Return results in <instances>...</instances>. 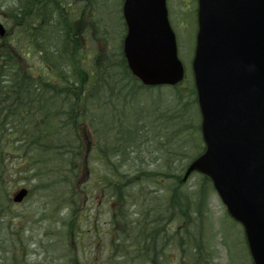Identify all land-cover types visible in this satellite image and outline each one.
<instances>
[{
    "label": "rangeland",
    "instance_id": "obj_1",
    "mask_svg": "<svg viewBox=\"0 0 264 264\" xmlns=\"http://www.w3.org/2000/svg\"><path fill=\"white\" fill-rule=\"evenodd\" d=\"M18 1L0 0V23L10 31L11 36L7 41L19 48L23 38L20 30L14 27L8 11L14 6L18 7ZM61 2L64 11L71 12L67 16L69 20L84 11L91 16L95 13L96 17L100 12L102 22L112 25V28L107 26L110 47L119 52L126 33L122 18L124 0ZM196 7L194 0H169L168 9L172 28L178 38L179 57L187 67V79L179 91L169 87L147 89L134 96L130 103L119 102L122 107H118L117 118L122 119L124 126L121 132L112 133L107 125L113 118L112 105L107 108V123L99 126L88 121V125L78 131L81 135L79 142L85 139L83 132H86L91 144L89 147L86 142L83 144L81 159L77 164L79 173L73 176L63 172L61 175L67 176V179L62 181L55 173L38 171L35 161L26 162L28 158H23V153L17 150L6 155L5 174L1 178L11 200L9 204L1 203V207L7 210L0 220V264H123L125 260L111 263L112 243L119 242L120 238L125 246H133L141 235L146 236V233L127 232V237H124L122 226L115 225L113 216L123 202H117L110 184L118 180L122 184L134 181L127 189L124 204L125 210L130 208L131 219L135 223L142 219V213L147 210L143 208L145 197L148 198L147 205L150 198L157 197L153 192L157 184L165 181L161 174L169 172L172 176L183 177L193 157L197 156L196 146H204L199 129L201 118L197 99L195 93H191V90H195L191 63L196 39ZM87 40L89 49L93 48L91 52L95 53L91 37L82 38L84 47ZM22 52L24 67L38 76L42 61L28 51L26 45L22 46ZM91 63L86 62L83 68L87 69ZM178 92L185 95L179 102L175 99ZM116 96L119 98L123 94ZM102 103H105V99ZM92 117L94 115L90 111L89 118ZM116 137L120 140L114 151L119 150L122 155L114 156L108 151L107 157H102L103 154L97 150L99 138L107 140L108 144L104 147L109 150ZM110 139L112 142H109ZM79 142L76 149L80 153ZM141 172L156 173L158 178L155 183L148 179L142 181L139 177ZM200 183H203V176L196 173L185 184V190L193 196ZM142 187L145 189L142 190ZM22 188L29 189L30 196L24 203L14 204L12 196ZM149 190H152L151 195L147 194ZM159 198L152 201L154 205L159 201L163 203L165 195L160 193ZM205 209L204 230L209 264H253L243 228L228 215L211 184ZM160 214L163 213L154 214V217ZM171 227L176 230L173 225H161V235L164 233L158 237L161 245L167 235L165 231ZM160 229L155 234L159 235ZM187 244V255L194 253V236L187 240Z\"/></svg>",
    "mask_w": 264,
    "mask_h": 264
},
{
    "label": "trees",
    "instance_id": "obj_2",
    "mask_svg": "<svg viewBox=\"0 0 264 264\" xmlns=\"http://www.w3.org/2000/svg\"><path fill=\"white\" fill-rule=\"evenodd\" d=\"M18 3V7L8 10L10 18L14 27L20 30L23 42L27 39L28 30L30 39L35 37L34 44L39 46L38 53L42 56L43 66L38 76L34 77L22 64L20 48L13 47L7 40L0 44V220L5 212L1 203L9 202L8 189L1 178L5 174L6 155L17 150L23 153V158H28L26 162L35 161L38 171L55 173L64 181L67 176L65 178L61 173L73 176L78 173L77 164L84 142L89 147V135L83 132L85 139L79 142L81 135L78 131L88 125V121L101 126L106 122L107 108L111 105L113 118L111 123H106L112 133L123 131V121L117 118L118 103L132 102L137 89H141L129 72L121 50L115 52L110 47V32L107 26L102 25L101 19L93 17L91 26L86 27L83 21L92 16H87L84 11L77 13L75 20L70 22L59 0H19ZM38 28H42L43 36H36ZM86 29L91 30L95 52L93 62L87 69L82 65L88 52L82 44V38L87 36ZM56 40L62 49H58ZM176 96L178 102L185 97L182 92ZM90 111L94 115L92 118H89ZM119 140L116 137L108 150L104 147L108 144L107 140L99 138L97 150L103 154L102 157H107L108 151L120 156L122 152L114 151ZM78 142L80 153L76 149ZM102 142L105 144L101 145ZM196 150L201 154L204 147L197 145ZM67 166L70 168L67 169ZM161 176L165 181L157 184L153 192L157 197L150 198L148 205V198L145 197V203L142 204L147 210L142 213V219L135 223L131 219L130 208L125 210L124 204L127 189L134 181L124 184L119 180L111 182L117 202H123L113 216L115 225L122 226L124 237H127V232L146 233L133 246H125L120 238L119 242H113L111 263L124 260L123 264L210 263L204 218L211 181L203 177V183L190 196L185 190L183 177L172 176L169 172ZM139 177L142 181L148 179L155 183L158 174L141 172ZM151 192L149 190L147 194L151 195ZM160 193L165 195L164 202L159 201L154 205L152 201L160 200ZM157 213L163 214L154 217ZM163 223L168 227L175 226L176 230L172 227L166 230L167 235L161 245L158 237L164 234L161 235L160 229ZM159 229L160 234H155ZM193 236L196 241L194 253L187 255V240ZM169 245L172 248H168Z\"/></svg>",
    "mask_w": 264,
    "mask_h": 264
},
{
    "label": "water",
    "instance_id": "obj_3",
    "mask_svg": "<svg viewBox=\"0 0 264 264\" xmlns=\"http://www.w3.org/2000/svg\"><path fill=\"white\" fill-rule=\"evenodd\" d=\"M123 15L133 75L145 86L182 82L167 0H125ZM198 27L192 70L206 151L184 181L194 172L212 180L244 227L254 264H264V0H199ZM27 195L23 189L14 201Z\"/></svg>",
    "mask_w": 264,
    "mask_h": 264
}]
</instances>
